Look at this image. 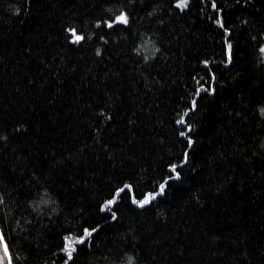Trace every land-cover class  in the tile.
Returning a JSON list of instances; mask_svg holds the SVG:
<instances>
[{
    "label": "trees",
    "instance_id": "1",
    "mask_svg": "<svg viewBox=\"0 0 264 264\" xmlns=\"http://www.w3.org/2000/svg\"><path fill=\"white\" fill-rule=\"evenodd\" d=\"M212 2L0 0V234L12 264H65V244L71 264L125 253L264 264V0ZM121 10L128 24L94 23ZM73 25L79 44L62 30ZM171 163L180 180L165 181ZM126 182L140 198L166 191L101 211Z\"/></svg>",
    "mask_w": 264,
    "mask_h": 264
},
{
    "label": "snow or ice",
    "instance_id": "2",
    "mask_svg": "<svg viewBox=\"0 0 264 264\" xmlns=\"http://www.w3.org/2000/svg\"><path fill=\"white\" fill-rule=\"evenodd\" d=\"M171 2L176 4L178 7H181V8H185L188 6V0H171ZM212 7H214V8L216 7L215 0H213V2H212ZM117 22H120L123 24H128L129 15L125 10L119 11L118 14L115 15L114 19H112V18L104 19V20L96 19L94 21V23L96 25H99L101 27H107L109 29H111L113 27V25L116 24ZM84 23L87 24L88 21H84ZM215 24L220 26L223 32H225V33L231 32V29L226 26L225 21L223 20L222 17L217 18L215 20ZM62 30L66 33V39H69L72 44H79V43L83 42L85 39V33L80 28L76 27L75 25L65 27ZM87 35L91 36L92 33L88 32ZM262 35H264V34H262ZM100 39L104 40L105 37L101 36ZM253 39H255V38H253ZM224 45L228 51V60L225 61L227 63L231 59L232 47H233L231 40H230V37L227 41H224ZM259 49H260V52L262 54H264V43L259 44ZM101 51L102 50L100 47H96L95 52L98 55L101 54ZM203 63L208 64L209 62L207 60H204ZM201 88L203 89L204 85H201ZM208 91L211 92V91H214V89L209 88ZM100 111L103 112L104 110L100 109ZM261 112L264 113V109H261ZM21 127H22L21 124H17L16 130L20 129ZM188 127H192V126L188 125ZM181 135H183V133H181ZM2 139H6V136H0V140H2ZM193 142H194V138L192 136H188L187 143L191 145ZM187 160H188V156H187V151H186L184 158L181 159L179 161V163L181 165H183L186 163ZM168 168L171 171L172 175L165 177V181H169L172 179L180 180L182 178V171L179 169V167L176 163L169 164ZM130 189H131V191H129ZM165 191H166V183L162 182V183H160V185L156 191L144 192L142 194V198H140L139 194H137L135 191V187L132 184L126 182L123 184L122 187L115 188L114 194L111 195L110 199L105 200L104 203H102L100 205V209H101V211H104L108 206H115L117 203L118 197L124 193H127V198L131 204L136 205L139 208L143 209L145 206L150 205L154 198H156L158 195L165 193ZM109 215H110V218L112 220H116L118 218L119 213L117 211H112V212H110ZM99 227H100L99 224H97L95 228L84 227L83 228V235L77 236L76 239L80 242H86L87 238L92 233H94ZM64 239L67 240V237H65ZM0 244H3L2 235H0ZM89 247H90V245H89ZM9 251L10 250H9L8 245L3 244L4 255L0 256V264H3L4 260H7L8 264H12V258L9 255ZM63 251L66 252L67 256H68V260L65 261V264H71V261L73 259V249L68 244H65Z\"/></svg>",
    "mask_w": 264,
    "mask_h": 264
},
{
    "label": "clouds",
    "instance_id": "3",
    "mask_svg": "<svg viewBox=\"0 0 264 264\" xmlns=\"http://www.w3.org/2000/svg\"><path fill=\"white\" fill-rule=\"evenodd\" d=\"M261 109H264V106H260L258 109L261 115H264V113L261 112ZM120 264H135V257L131 253H125Z\"/></svg>",
    "mask_w": 264,
    "mask_h": 264
},
{
    "label": "water",
    "instance_id": "4",
    "mask_svg": "<svg viewBox=\"0 0 264 264\" xmlns=\"http://www.w3.org/2000/svg\"><path fill=\"white\" fill-rule=\"evenodd\" d=\"M3 244H4V241H3ZM3 244H0V256H3L4 255V253H3ZM3 264H8V261L7 260H4L3 261Z\"/></svg>",
    "mask_w": 264,
    "mask_h": 264
}]
</instances>
